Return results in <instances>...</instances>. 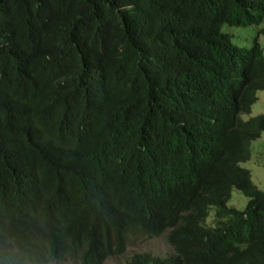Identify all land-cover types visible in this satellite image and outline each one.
Returning <instances> with one entry per match:
<instances>
[{
	"label": "trees",
	"instance_id": "16d2710c",
	"mask_svg": "<svg viewBox=\"0 0 264 264\" xmlns=\"http://www.w3.org/2000/svg\"><path fill=\"white\" fill-rule=\"evenodd\" d=\"M195 18L189 0H0V264H101L160 235L171 252L116 264H264V189L239 163L264 133V48L238 80Z\"/></svg>",
	"mask_w": 264,
	"mask_h": 264
},
{
	"label": "rangeland",
	"instance_id": "374dc122",
	"mask_svg": "<svg viewBox=\"0 0 264 264\" xmlns=\"http://www.w3.org/2000/svg\"><path fill=\"white\" fill-rule=\"evenodd\" d=\"M262 25H264V15L261 17L260 23L256 26H253L252 28H237L239 30L238 39L248 42L251 37L255 36L262 48H264V36L262 35V32H258V28ZM250 108V114H254L257 112L264 113V90H260L259 92H257V98L254 103L251 104ZM249 148V158L239 163L241 166L248 168L253 183L258 188L264 189V133H262L259 137L251 140ZM245 200V197L238 190L232 189L230 192V199L227 203L236 208H242ZM206 221L208 223L212 222L211 215L207 217ZM142 250H147L151 253L164 255L171 252V246L166 242L163 235L152 237L138 243L127 245L123 253L117 256H108L103 260L101 264H116L117 262L120 263L121 260L128 254ZM50 263H52V260L48 259L46 262L41 264ZM65 264L73 263L67 261Z\"/></svg>",
	"mask_w": 264,
	"mask_h": 264
},
{
	"label": "clouds",
	"instance_id": "9594fccd",
	"mask_svg": "<svg viewBox=\"0 0 264 264\" xmlns=\"http://www.w3.org/2000/svg\"><path fill=\"white\" fill-rule=\"evenodd\" d=\"M189 2L195 6V21H197L199 27H203L209 31L216 30L223 35L222 43H228L230 47L229 55L233 60V67L235 68H232V70L237 74V79H241L244 76L243 70L249 67L250 48L253 37L255 36L251 37L248 42L238 39L239 30L237 28H252L258 25L261 19L256 23L251 19L248 21L232 20L231 13L235 4L231 0H189ZM124 6L129 7L130 4L125 3ZM228 19H231L233 22H230ZM259 28L258 31H260ZM205 51V49L191 51V54L195 56L198 64L203 62L209 64V55ZM236 66L239 67L240 77L236 71Z\"/></svg>",
	"mask_w": 264,
	"mask_h": 264
}]
</instances>
